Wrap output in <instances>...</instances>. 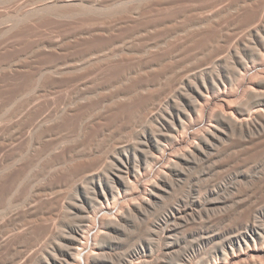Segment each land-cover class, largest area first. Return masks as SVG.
I'll use <instances>...</instances> for the list:
<instances>
[{
  "label": "rangeland",
  "instance_id": "374dc122",
  "mask_svg": "<svg viewBox=\"0 0 264 264\" xmlns=\"http://www.w3.org/2000/svg\"><path fill=\"white\" fill-rule=\"evenodd\" d=\"M156 1L162 3V6H156ZM257 1L73 0V3H68L65 0H0V207L6 203L4 205L6 207L0 209V235L28 223L26 211L30 204L34 203L36 213H39L34 226L35 233L39 231L43 233L45 228L40 219L41 213L44 214L47 210L45 214L48 217L58 216V208L54 203L44 206L39 201V197L42 195L45 197L50 192L47 196L60 198L65 210L57 219L53 217L58 227L54 236H46V239H43L45 241H42L52 245L53 241L58 240L66 232L67 224L76 217L71 210L80 197L81 184L90 192L93 191L88 182L80 183L74 178L71 179L70 173L76 162L83 158L102 156V163L105 166L101 167L111 180V172L118 168L116 159L125 154L140 158L146 153L140 146L139 138L143 128L151 126L154 122H146L133 132L127 127H111L107 117H110V121L120 117L127 105L139 102L149 91L158 92L162 98V107L171 109L175 101L179 103L181 100L179 90L187 87L186 80L189 78L186 79V76L189 71L202 63L210 62L208 57L211 52L218 50L219 57L225 55L216 64L208 65H211L214 75L233 79L231 95H236L242 86V81L235 76L238 61L247 60L248 64L250 63L247 81L256 75L253 79H259L258 74L264 72V54L253 67V61L256 59L253 46L262 48L264 53V40L257 41L255 35L258 34L251 31L252 27L241 22L242 18L247 16L246 10L255 7ZM209 9L212 11H208ZM94 16L101 21L102 25H99L106 30L103 37L119 34L120 29L134 28L135 24L140 28L130 35L119 37L105 49L80 55L84 49V42L92 40L93 36L90 33L98 27L89 22ZM86 23L91 27L87 28ZM204 29L209 31L208 34L218 35V40L200 50L196 47L188 49L186 46L189 41L203 40L204 34L206 35ZM244 43L248 45L245 46ZM166 65L170 69L159 71ZM126 70L132 72L120 82L112 83ZM134 79L146 80L148 85L129 96L123 95L122 91ZM32 80H37L36 84ZM33 97L40 99L39 103L45 104V114L48 118L35 121L36 126H31L34 130L30 128L28 136L14 141L19 133L11 125L23 114L26 104L31 102ZM217 100L213 98L212 102H218ZM213 103L210 105L205 102L198 110L199 121L205 120V113ZM259 103L264 106V99ZM47 104L51 107L48 108ZM156 109L155 112L159 111V108ZM48 114L55 115L52 117ZM197 128L199 127L194 125L184 132L186 135L183 133L181 138L187 140L189 131ZM94 130H97L96 134L93 133ZM237 136L229 134L218 145L215 155L210 160L189 168L188 177L177 180V184L163 200L147 211L136 225L129 226L125 234L118 236L116 246L107 243V247L115 248L113 251L110 248L108 250L126 251L148 238H156L154 235H148V228L151 225L157 228L164 225L173 208H177L178 205L179 207L189 205L192 198L198 199L208 209L196 207L191 214L186 213L179 221L171 239L176 247L170 262L178 263L184 259L207 261L209 254H215L214 252L238 233L248 220L254 219L259 226L261 221L257 211L264 210V138L252 142ZM1 142L4 144L1 145ZM50 144L58 145H54L53 148ZM116 145L120 148L118 149ZM150 166L153 167L150 168L152 171L158 168L160 163L151 162ZM14 172L17 173L15 176L12 175ZM144 181V177L136 181L135 189L139 190L145 184ZM11 184L14 186V188L11 186L13 189L10 188ZM20 188L24 191H20ZM119 205V203L115 205L111 215ZM16 210L21 216L10 221L9 213ZM34 223L32 222L33 225ZM166 242L167 240L161 238L152 241L154 255L162 256L161 248ZM11 244L7 243L0 249V264H5L7 260L20 254V249Z\"/></svg>",
  "mask_w": 264,
  "mask_h": 264
},
{
  "label": "bare ground",
  "instance_id": "6f19581e",
  "mask_svg": "<svg viewBox=\"0 0 264 264\" xmlns=\"http://www.w3.org/2000/svg\"><path fill=\"white\" fill-rule=\"evenodd\" d=\"M65 1H67L68 3H73V0H65ZM116 2L117 1H115V3ZM156 2L157 4L154 3L156 6H162V3H158L159 1ZM208 11H212V9H209ZM68 12L69 11L67 10L66 13ZM245 15L247 16L242 18V21L241 20L239 21H241L243 25L246 26L249 25L250 27H252L251 31L258 34L255 35L257 41L264 40V0H258L255 7H250L246 10ZM95 16L93 19L89 18L90 19L89 22L92 23V25L93 24L98 25V27L94 28V30L90 33V35L93 36V38L91 41L84 42V46H83L84 49L81 50L82 51L81 54L79 52L77 53V55L79 54L85 55L86 53L93 52L97 49L100 50L105 49L110 45H112L119 37L130 35L131 33H133L134 31L140 28L139 25L135 24L134 28H126L123 30L120 29L119 34H116L114 36L110 35L107 37H103V34L106 30L100 26L102 25L101 21H99V19L96 18L97 16L96 17ZM88 17H86V19ZM86 25L88 26L89 24L86 23ZM90 27L91 25L88 26L87 28ZM204 31L206 35L204 34L203 40H199V39L191 40L189 41L186 47H189L188 49H192L196 47L199 48L200 50L205 47L211 46L213 43H215L218 40L217 39L218 35H213L214 33L208 34L209 31L207 32V29H204ZM107 32L109 33V31ZM244 45L246 46L248 45V43H244ZM253 47L256 57V59L253 61V67H255L258 64L260 56H262L264 53L262 48L260 47L257 48L255 46ZM158 54H160V52ZM219 55L220 53H218V50L211 52V54L208 57L210 62L202 63L197 67H195L194 69H191V71H189L190 72L189 74L186 73L187 74L186 79L187 77L189 78L186 80L187 87L179 90L181 100L179 103L174 100L175 102L174 105L171 107V109H166L162 107L163 104V103L161 104L162 98L160 97L161 95H159L158 92L149 91L148 95H145L143 98H141L142 100H140L139 102H136L132 105H127L125 109L123 108L124 112L120 117L111 119L110 121V117L108 116L107 117L109 119L108 124L111 125V127L112 126L115 127L117 126L119 128L127 127L130 128L133 132L137 131L138 130L137 128L139 126H143V124L146 122H154V124L152 123L151 126H146L143 128L141 137L139 138L141 144L140 146L142 150L146 151V153L141 155L140 158L133 157L130 154H125V156L123 157L121 156L120 158L116 159L115 161L118 163V168L116 169V171L111 172L112 174L111 180L108 179V177L105 175V172L101 167V166H105L102 163L103 161L102 156L99 155V156L88 157L85 159L83 158L79 162H76V165L74 164L75 167L72 168V172H71L72 174L70 173L71 179L74 178L75 181L76 180L80 181V183L88 182L91 185L93 191L90 192L89 189L83 186L84 184H81V192L79 194L80 197L78 199L79 201L77 200L73 204L71 210L73 212V215H75L76 217L72 218L71 222L67 224L66 232L62 234L58 238V240L53 241L52 245L44 243L43 241L45 240L43 239H46L45 237L49 235L54 236V233L58 228L55 222L56 220H54L55 216L48 217L45 214V212L47 211L45 209L46 211L44 212V214L42 212L40 215V219L42 221V225L44 226L45 230L43 233L40 231L38 233H35L34 226L36 224V219H37L36 217L39 213L38 214L36 213L35 203L32 205L30 204L29 209L26 211V216L28 217L27 218L28 223H24L23 225L15 227V229H13L12 231L0 235V249L4 248L3 246H6L7 243L8 244L12 243L11 245H14L15 248H19L21 251L17 257L7 260L5 264H264V210L263 209L257 211L260 214L259 216L261 221L259 226L256 225L254 219L251 218L250 220H248L244 224L242 229L238 231V233H236L231 239H229V241L223 243L221 247L214 252L215 254L212 255L209 254L207 261H200V260L193 261L192 259L190 260L184 259L178 263L170 262L171 259L170 257L174 252V248L176 247L175 242L171 241V239L174 235V231L179 225V221L184 218L186 213H190L196 207H199L201 209L203 208L206 210L208 209L205 207L204 204H202L201 202H199L198 199L195 198L190 199L189 205H186L184 207H179L178 205L177 208L176 207L173 208L172 214L170 215V217L165 219L164 225H161L158 228L154 225H151L148 228L149 236L154 235L158 240L159 238L167 240V242L161 248L162 253L161 252L160 253L162 254V256H157L154 255L153 253L152 241L156 238L154 239L148 238L140 245H136L135 247L129 250L121 251V252H110L108 250L109 248L112 251L115 250V248L107 247L108 242H110V245L116 246L117 244L115 242L118 240L119 238L118 236L125 234L129 226L136 225L139 219H142L146 215L147 211L153 209L158 204V202L163 200L164 197L170 192V190L177 184L176 183L177 180L186 179L188 177L189 168L193 167L194 165L200 162L210 160L215 155L218 145L222 143L229 134L238 135L252 142L264 138V106H262L259 103L264 99V72H262L261 75L258 74V76H260L259 79H253L257 76L256 75L253 76L251 80L248 79L247 81V73L250 70V66H249L250 63L248 64L247 60L238 61L237 62L238 66L236 67L235 76L240 81H242V86L240 87L239 92L236 95H231L233 89V79L227 77L223 78L220 74H219L220 76L214 75V71H212L211 65H208L210 63L216 64L217 62H219L221 57L225 56L223 54V56L219 57ZM147 64L144 65L146 68H147ZM126 65L128 66V64ZM168 69L170 68L166 65L163 66L159 71L168 70ZM131 72L132 70H128V71L126 70L122 72L119 75L121 77H119L117 80L113 81L112 83L120 82ZM81 76L83 75L81 74ZM146 85H148V82L146 80L138 81L137 79H134L133 81H130V85L127 86L122 91V94L129 96L138 89H141ZM27 87L29 88V86ZM24 93H22V95ZM115 95L117 96L118 92H116ZM213 98L218 99L217 100L218 102L213 103L212 102ZM39 102L40 99L38 98H34L31 102H28L26 104L27 106L25 105L26 107L22 112L23 114L20 113L21 115L18 116L15 123L11 125V127L13 126L16 132L19 133L17 136L15 135L16 138L14 139V141L15 140L17 141L18 139L21 140V138H24L26 135L28 136L29 129L32 128L31 127L32 125H35L34 124L35 121L38 120L39 122V119L45 120V118H48L45 114V104ZM205 102L206 104H210V103L213 104L211 107H209L210 109L208 108L209 109L208 112L205 113L206 114L205 120L201 117L203 120L199 121L197 117V112L202 107V105L205 104ZM48 105L50 104H47V106ZM50 107L51 106H48V108ZM156 108H159L158 109L159 111L155 112V110H157ZM201 113L199 114L200 116ZM194 125H197L199 128L194 129L192 131L190 130L189 135L187 134L188 135L187 140L182 139L184 138V137L181 138L182 134L188 131ZM53 130L54 128L51 131ZM93 133L96 134L97 130H94ZM184 134L186 135V133ZM106 138H108V136ZM58 142L59 141H57V143ZM2 144L4 143L1 142V145ZM54 145L51 146L54 148ZM118 145H116V147L119 149L120 145L119 146ZM151 162H158L160 163V166L151 171L150 168L152 166L149 167V164ZM21 168H23V166H21ZM16 174L14 172V174L12 175L15 176ZM142 177L145 178L144 181L145 184H143V186L139 190L138 189L136 190L135 188L137 185L135 186V183ZM58 180L60 182V179ZM12 184L10 185V188L12 187L14 188ZM28 186L30 187L31 185L28 184ZM22 190L23 189L20 188V191ZM7 191L10 190L7 189ZM10 192L12 193V191ZM47 194L45 197H43V195L39 197V201H41L40 203H42V205L44 206H48L49 204L52 205L54 203V205L58 208V213L56 212L58 215L57 217H60L64 213L65 205L61 202L60 198L54 199L52 198V196H47ZM117 203H119L120 205L116 209L115 213L111 215V211L116 207L115 205ZM4 205L1 207H6ZM100 212L101 214L99 215ZM19 213L20 212L18 210L11 211L9 213L10 217L9 218L7 216L6 217L10 219V221H14L18 218ZM57 217L55 219H57ZM3 221L2 223H4ZM32 222H35L34 225L32 224ZM150 239H152V241H150ZM210 241L211 239L209 240V242Z\"/></svg>",
  "mask_w": 264,
  "mask_h": 264
}]
</instances>
